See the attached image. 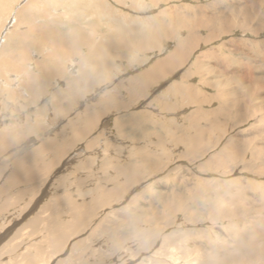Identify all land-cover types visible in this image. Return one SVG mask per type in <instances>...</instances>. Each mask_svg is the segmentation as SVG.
Here are the masks:
<instances>
[{"label": "bare ground", "instance_id": "obj_1", "mask_svg": "<svg viewBox=\"0 0 264 264\" xmlns=\"http://www.w3.org/2000/svg\"><path fill=\"white\" fill-rule=\"evenodd\" d=\"M19 1L0 0V264H46L47 256L54 264H110L109 247L89 248L102 237L112 238V248L124 238L118 237L122 231L110 229V197H122L127 186L126 202L130 200L129 193L131 196L142 193L137 183L140 169L136 164L124 167L121 159L113 162L115 152H110L114 146L110 140L113 133L108 125L110 112L125 113L127 95L131 98L138 95L134 87L151 91L158 99L168 101L171 110L186 102L180 97L176 104L170 94L164 93L163 89L170 84H188L187 97L197 98L190 83L193 81L183 80L195 75L193 69L188 70L187 65L180 76L174 79L171 76L176 68L187 64L198 38H211L214 21L196 13L192 18L186 8L181 13L175 8L170 15L165 11L155 13L159 0H152L153 7L148 4L150 0H113L119 7L129 2L133 15L127 10L129 15L119 11L108 0H27L18 6ZM58 5L65 11L60 18L50 13L41 18L44 12ZM193 22L199 26L198 33ZM199 28L207 32L201 35ZM122 67L130 70V82L120 84L114 80L117 84L112 81L110 86L113 72ZM161 79L167 80L161 83ZM102 83L97 94L94 86ZM215 85L213 82L212 86ZM119 88L124 91L120 92ZM177 89L174 87L173 95L177 94ZM220 94L215 93L214 98ZM81 98L84 99L80 101ZM248 98L242 103L236 99L229 102L231 111L237 112L231 116V121L226 122L231 112L227 109V100L217 104H220L218 114L222 112L220 117L207 110L194 109L188 113L186 120L191 134L186 145L180 147L177 159L182 157L189 162L202 159L211 149L205 137H209L212 130L217 129L221 137L226 136V126L238 127L249 114H255L259 110L257 101ZM227 110L230 112L224 114ZM176 117L180 119L179 114ZM129 123L139 129L138 121ZM114 125L119 137L129 138L122 130L123 123L116 120ZM181 139L179 136L178 141ZM219 139L213 146L221 142ZM226 139L223 149L212 153L214 157L210 155L209 160L194 167L205 171L216 163L220 175L232 173L236 165L229 162L230 158L242 156L247 147L240 142L241 138L237 143L236 138ZM80 143L82 146L78 145ZM169 144L177 143L170 140ZM80 147L84 153L78 158L79 153L75 151ZM253 147L251 155L254 154L257 162L264 163V150ZM87 150L91 152L86 153ZM160 159L161 156L146 155L140 166L151 169ZM257 162H246L244 166H256L261 175L264 164L262 167ZM118 174L122 177L118 184L111 182L115 185L111 188L110 181ZM191 177L194 178L190 184L193 190L190 185L182 190V182ZM234 177L221 179L219 176L220 180L210 181L188 175L170 186L172 194L165 197L155 194L156 202L163 200L168 211L181 208L193 211L201 200H206L207 204L201 201L202 207L211 213L213 224L223 217L232 220L227 226L233 229L226 230L227 233L225 229L222 231L226 240L212 232L211 236H216L213 237L215 245L203 250L193 247L192 253H180L181 263L179 258H170L174 253L171 247L162 250L159 246L151 255L141 254L151 249L150 241L180 248L182 241L187 242L192 236L182 223L166 229L165 235L156 231V226L149 228V224H144L161 219L160 224L165 227L171 221L164 212L124 210L123 217L127 221L123 224L134 237L136 248L126 247L124 254L113 258L111 264L128 258L136 259L134 264H264V190L257 188L258 192L250 197L246 186H237ZM206 189L212 194L204 193ZM240 215L250 224L237 228L233 218ZM24 217L27 218L21 221ZM184 218L188 220L187 216ZM59 253L61 257L54 259Z\"/></svg>", "mask_w": 264, "mask_h": 264}, {"label": "rangeland", "instance_id": "obj_2", "mask_svg": "<svg viewBox=\"0 0 264 264\" xmlns=\"http://www.w3.org/2000/svg\"><path fill=\"white\" fill-rule=\"evenodd\" d=\"M26 1L27 0H20L17 4L19 6V4H24ZM108 1L113 5L115 4L113 0ZM128 3L120 7L116 4L114 6H116L115 8H119V11L123 10L122 12H125V14L129 15L130 13L131 15H133V9L129 7ZM158 3V6L154 7L153 12L158 13L159 11H165L168 15H170L171 12H174L173 10L175 8L180 13L183 11V9L186 8L187 12L192 15V18H194V13H196L198 15H204L205 19L213 20L214 31L213 35H211V38L207 40L198 38L195 41V46L192 48L190 56L187 58V64L182 66L181 69L176 68L174 70L175 72L171 76L172 79L176 78V76H180L182 72H184L187 65L188 67L186 68H188V70H190V68L193 69L195 75L183 77V80L185 82H194L190 83L193 85V88L198 94L197 98L192 99L187 97L186 89L188 88V84L177 86H173L170 84V86L166 90L163 89L164 93L170 94L176 101V104L179 103L180 97H182L186 102L184 106L178 107L176 110H171L169 109L170 105L168 101H165L164 99H158L154 93H150L151 91L141 90L137 87H134V89L138 91V95L134 98H131L130 94L127 95L126 101L128 107L125 113L116 114L110 112V122L108 123V125L110 126V129L113 133V136L110 138V140L114 144L113 147L110 146V152H115L113 156V162L115 163L119 159H121V163H123L124 167L128 164H136L135 167L140 169L137 183H139V187L140 189H142L140 190V192L142 193H139L138 196H131L132 193H129L128 196L130 200H128L127 202L126 199H124V195L125 190L129 186L124 189V195L122 197H110V229L112 230V228H116L117 230L122 231L120 232V234H118V237L120 235L124 236L123 239L117 242V247H115L114 245L113 248L110 247V245L114 242L111 240L112 238L107 239L106 237V239H103V237L98 239L93 246H89V248L94 249H97V247H109L110 249L108 248V251H110V264L112 263L113 258H118L117 255L124 254L126 247L131 248V250H135L136 248V241L134 240V237H132L131 234L127 233V231L125 230V225L123 224V221H127L123 217L125 212L124 210H132L134 208H137L145 210V212L149 213L155 212L156 210L164 212L167 214L166 216L169 215L168 220L171 221L170 223H166L165 227H162V225L160 224L161 219L157 223L149 221L144 224H149V228H153L156 226V231H160L161 235H165L167 234L166 229H169L173 225L182 223L187 227V231L192 236L191 240L193 241V244L191 243L190 239L187 242L182 241V246L180 248H176L173 245L169 246L166 242L161 243V241H150L149 244L151 245V249L143 251L141 254L151 255L152 251L159 246L162 250L166 247H171L174 249V253L172 252L170 258H179L178 262L181 263L182 257H180V253H192L193 247H196L199 250L208 249L215 245L213 237L216 236L222 237L223 240H226L222 231L225 229L224 232H226V230L231 231L233 229V227L227 226L228 222H231L232 220H227L224 219L223 216H219V218H223L216 221L217 223L213 224L212 219L210 218L211 213H209L207 209L202 207V202L207 204L206 200H201L202 202L200 201L199 207H195L197 209L193 208V211H186L185 208L168 211V208L163 203V200L160 199L159 203L156 202L155 194L160 193L163 197L172 194L170 186L172 184L178 183L181 177L187 178L188 175H190L197 178H203L204 180L216 181L220 180V178L231 179L235 176V184L237 186L245 185L248 195H251L250 197H253L252 194L254 195L258 192L257 188L264 190V173H261L260 175L255 168L256 166L252 165L253 167H251V165H247L246 168L244 166V163L246 162H251L250 164H254L255 162H257V160L254 158V154L253 156L251 155V148H254L253 145L258 146L261 151L264 150V0H159ZM148 4L153 7V4L155 3H152V0H150ZM64 12L65 11H61V7L60 5H58L56 7H53L52 10L44 12L41 18L44 19V17H46L48 13H50L51 15L57 14L60 18ZM138 14H142V12H138ZM35 19H38L39 21V18L36 17ZM192 25L194 27V30H196V32L198 33L197 28L199 26L194 22L192 23ZM248 26H250L251 28H248ZM206 32L207 31L205 29L199 28V33L201 35H204ZM118 60L119 62H124L122 59ZM113 75L114 76H111L112 80L110 79L111 81H109L110 86L113 83L112 81L114 80L117 81V83L119 82L120 84L123 82H130L131 76H129L130 70L128 68L122 67V69L120 70H115L113 72ZM160 81H162V79ZM164 81H162L161 83H163ZM210 82L216 83V85H218V88H216V85L215 87H213L212 83ZM158 83L159 82H156L155 85H158ZM103 85L104 83L94 86V88L97 89V94L100 90L99 88H102ZM174 87H178L176 95H173L172 93ZM119 89L120 92L124 91L122 88ZM231 91L234 92L233 96L231 94ZM214 92L218 94L221 92L220 95L224 97H217L219 99L218 100L217 98H214V96H216ZM188 95H190V93ZM247 95L249 96V98ZM89 96L92 95L90 94ZM247 98L251 99V101L253 102L257 101L256 106H259V110L255 114H253L254 116L247 113L250 116L248 115L247 120L243 124H239L238 127L226 126V133L228 132L226 136L224 134L223 137H221L222 135H220V132H218L217 129H214L215 132L214 130H212L213 132H210L211 135H209V137L207 136L208 139L205 137V142L210 146L212 145L211 149L209 150V152L204 153L202 159L200 158L196 160V163L189 162L186 158L183 159L182 157L181 159H177V153L180 147H184L186 145L188 137L191 134V129L189 128L188 122L186 120V118L189 117L187 115L188 113H190L194 109H197L198 111L202 112L206 110L212 111L217 113V115L219 116L222 112L218 114L217 111L220 109L219 105L223 103V100H227L226 103L229 105L227 109L231 111L232 105L229 104L230 101L236 99V102L242 103V101L247 100ZM83 99L84 98H81L80 101H82ZM195 101H197L198 103L200 101V105L198 106V103ZM218 103L220 104L217 105ZM229 110L224 112V114H228L230 112ZM212 112L210 114H212ZM177 114L180 115L179 120L176 117ZM233 114H237V112L231 111L227 117L228 119L224 117V120L226 118V122L228 120L231 121L232 119L230 118H232L231 116ZM116 120L121 122V124L123 123L122 130L126 135L129 136V138H121L117 135L118 129L115 128L114 125V121ZM133 120L138 121V130L135 129L131 125V123H129ZM221 120L222 117L220 118V121ZM112 126L115 130H113ZM236 128L237 130L235 131ZM179 136L182 137L180 141H178ZM230 137L236 138V143L239 142V139L241 138L240 142H244V144L246 145L245 147H247V152H243L244 154L242 156L239 155L236 158H230L229 162H231L232 164L235 163L236 165L234 166L235 170L232 173L228 175H220L218 171L219 169L217 167L218 165H216V163L212 165L211 169L209 168L205 171L201 168L194 167L200 162H206V160H209L210 155L214 157L212 153L220 151V148L223 149V147L225 146L224 143L227 140L226 138ZM159 138H161V140H159ZM213 138L214 140H212ZM218 138H220L219 140L222 139L221 142L213 146L214 141H217ZM170 140L172 141V143L176 142L177 144H173L172 146H170ZM246 141L249 145L246 143ZM78 145L82 146V143ZM227 149L228 148H226L225 150ZM201 150L203 151L204 149ZM90 152V150L86 151V153ZM75 153H79L77 154V157L79 158L81 156V153H84L82 147L75 151ZM146 155L153 157L161 156V159L151 169H145L140 166V162ZM234 159L236 160V162ZM253 160L254 163L252 162ZM73 163H76V161L73 160ZM257 164L263 167L264 163L257 162ZM184 168L186 170H183ZM216 175L218 176L216 177ZM219 176L220 178H218ZM121 177L122 175L118 174L115 178H113L114 180L110 181V187L113 188L115 186L111 185V182L113 181H116V183L118 184ZM193 179L194 178L192 177L190 179L187 178L186 181L182 182L181 189L187 190L189 185L193 182ZM247 181L249 183H247ZM136 187L138 188V186ZM190 187L193 190V184L190 185ZM204 193L212 194V192L208 189H206ZM141 196H144V198H142ZM135 197H139V199L137 201H133ZM184 212H187L188 214H185ZM185 216L188 217V220L184 218ZM26 218L27 217L22 218L21 221ZM233 219V221H236V223L238 224L236 225L237 228H240V226L242 227L243 225H245L246 227L250 224L249 222H246L247 219H245L243 215H240V218L236 217ZM143 233L144 232H142L141 234L143 235ZM211 233L213 235L215 234L216 236H211ZM80 236L82 237L83 234H81ZM84 244L85 243H82V245ZM61 255L62 254L59 253L58 255H56V257L54 256V259L61 257ZM51 259L52 258L50 256H47L45 263L54 264V260ZM136 261L137 260L134 258H128L127 260L119 264H134L136 263Z\"/></svg>", "mask_w": 264, "mask_h": 264}]
</instances>
